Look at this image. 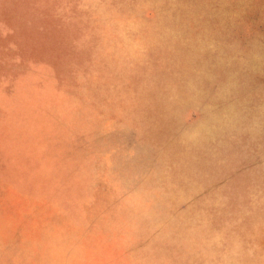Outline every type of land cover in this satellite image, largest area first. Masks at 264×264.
<instances>
[{
	"label": "rangeland",
	"instance_id": "1",
	"mask_svg": "<svg viewBox=\"0 0 264 264\" xmlns=\"http://www.w3.org/2000/svg\"><path fill=\"white\" fill-rule=\"evenodd\" d=\"M0 264H264V0H0Z\"/></svg>",
	"mask_w": 264,
	"mask_h": 264
}]
</instances>
